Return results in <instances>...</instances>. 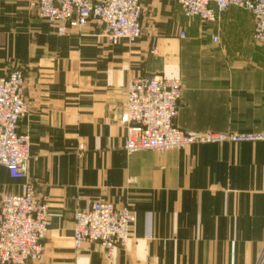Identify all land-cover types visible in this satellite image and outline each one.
<instances>
[{"label":"crops","instance_id":"0c3cea01","mask_svg":"<svg viewBox=\"0 0 264 264\" xmlns=\"http://www.w3.org/2000/svg\"><path fill=\"white\" fill-rule=\"evenodd\" d=\"M29 3L0 0V77L22 69L31 107L28 177L0 166V198L30 180L49 202L41 264H264V142L128 155L122 122L129 80L162 76L182 85L179 130L264 133L252 16L233 7L210 24L185 18L177 0H140L142 37L112 46L94 23L59 36ZM95 202L133 216L111 260L96 244L74 249V214Z\"/></svg>","mask_w":264,"mask_h":264},{"label":"built area","instance_id":"2783aa9c","mask_svg":"<svg viewBox=\"0 0 264 264\" xmlns=\"http://www.w3.org/2000/svg\"><path fill=\"white\" fill-rule=\"evenodd\" d=\"M187 19L215 24L230 8L252 16L253 40L264 45V0H177ZM29 9L55 27L59 36L94 23L110 45L135 44L143 35L144 9L140 0H30ZM184 38L185 34L182 33ZM214 42L218 37L213 38ZM155 52V48L153 49ZM24 71L13 69L0 77V166L12 178L27 179L31 160L30 138L21 124L30 114ZM182 85L162 76L131 78L126 87L122 122L128 155L142 151L164 154L195 145L264 142V133H193L179 130ZM36 184L27 180L21 194L0 198V264H41L52 222L49 202L36 196ZM133 216L127 207L95 202L77 209L73 218L75 251L96 244L108 260L130 241Z\"/></svg>","mask_w":264,"mask_h":264},{"label":"rangeland","instance_id":"374dc122","mask_svg":"<svg viewBox=\"0 0 264 264\" xmlns=\"http://www.w3.org/2000/svg\"><path fill=\"white\" fill-rule=\"evenodd\" d=\"M176 80H178V79H176ZM179 107H180V105H179ZM201 133H215V132H201ZM223 134H227V133H223Z\"/></svg>","mask_w":264,"mask_h":264}]
</instances>
